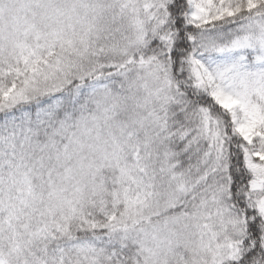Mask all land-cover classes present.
I'll list each match as a JSON object with an SVG mask.
<instances>
[{
	"label": "snow or ice",
	"instance_id": "1",
	"mask_svg": "<svg viewBox=\"0 0 264 264\" xmlns=\"http://www.w3.org/2000/svg\"><path fill=\"white\" fill-rule=\"evenodd\" d=\"M0 264H264V0H0Z\"/></svg>",
	"mask_w": 264,
	"mask_h": 264
}]
</instances>
